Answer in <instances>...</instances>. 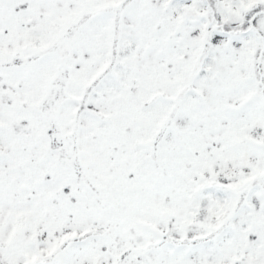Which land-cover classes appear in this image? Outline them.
Masks as SVG:
<instances>
[{"label":"snow or ice","instance_id":"obj_1","mask_svg":"<svg viewBox=\"0 0 264 264\" xmlns=\"http://www.w3.org/2000/svg\"><path fill=\"white\" fill-rule=\"evenodd\" d=\"M0 264H264V0H0Z\"/></svg>","mask_w":264,"mask_h":264}]
</instances>
